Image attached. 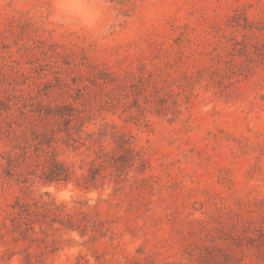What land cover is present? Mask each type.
Returning <instances> with one entry per match:
<instances>
[{
    "label": "rangeland",
    "instance_id": "1",
    "mask_svg": "<svg viewBox=\"0 0 264 264\" xmlns=\"http://www.w3.org/2000/svg\"><path fill=\"white\" fill-rule=\"evenodd\" d=\"M52 3L0 0V264H264V0Z\"/></svg>",
    "mask_w": 264,
    "mask_h": 264
},
{
    "label": "clouds",
    "instance_id": "2",
    "mask_svg": "<svg viewBox=\"0 0 264 264\" xmlns=\"http://www.w3.org/2000/svg\"><path fill=\"white\" fill-rule=\"evenodd\" d=\"M51 19L58 24L98 34L106 24V0H53Z\"/></svg>",
    "mask_w": 264,
    "mask_h": 264
},
{
    "label": "trees",
    "instance_id": "3",
    "mask_svg": "<svg viewBox=\"0 0 264 264\" xmlns=\"http://www.w3.org/2000/svg\"><path fill=\"white\" fill-rule=\"evenodd\" d=\"M69 175V169L59 163L56 162L53 165V168L50 169V172L45 176L44 178V182L45 183H50V182H58L60 180H67ZM43 207L42 210H40L39 212H30V215L32 216H37V215H49L50 213H52V209H50L47 205L48 203L43 202ZM26 213H24L23 210H14L10 215L14 216L16 218H23V216H25ZM38 220V219H37Z\"/></svg>",
    "mask_w": 264,
    "mask_h": 264
}]
</instances>
